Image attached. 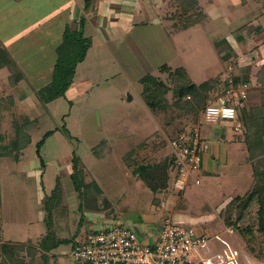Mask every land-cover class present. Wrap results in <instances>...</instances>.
<instances>
[{"label": "rangeland", "instance_id": "374dc122", "mask_svg": "<svg viewBox=\"0 0 264 264\" xmlns=\"http://www.w3.org/2000/svg\"><path fill=\"white\" fill-rule=\"evenodd\" d=\"M201 4L208 15L205 37L220 30L224 33L227 28L226 32L234 37L233 45L225 49L230 53L226 59L222 55L219 65L205 39L204 48L196 52L202 56L201 61H193L196 53L190 48L187 57L173 56L168 62L174 70L188 58L196 83L202 80L201 70L213 77L205 85L212 90L199 87L198 97L190 94L179 98L167 71L161 65L151 70L148 75L170 87L164 103L151 110L142 98V83L134 77L143 73L141 50L145 52L152 46L147 32L155 34L157 28L137 29L136 35L145 45L134 54L120 42L99 46L97 39L89 37L90 45L84 59L76 64L65 96L43 103L36 91L50 81L55 60L62 58V64L72 61L59 56L62 40L58 41L61 33L55 25L54 7L50 0H40L38 8H30L28 15H18L15 22L17 16L10 12L14 13L16 3L0 0V19L4 23L0 25L1 33L8 39L22 35L10 48L13 56L21 59L20 65L13 58L15 67L0 68V146L9 148L20 128L30 139L18 153L0 158V243L34 246L32 264L36 256H40V264H76L70 258L71 244L79 242L81 232L87 234L120 223L117 219L123 213L143 221L145 225L136 222L137 227L152 235L166 217L188 223L200 233L218 234L238 249L237 264H264L258 202L252 201L243 208L255 184V170L264 167L262 149L254 151L256 156L248 152L256 143L250 133L258 126V119L249 114L250 108L264 104V63L252 56L256 49L264 48V0H201ZM166 5L165 18L173 25L168 1ZM40 19L51 26L48 34L37 30ZM200 26L197 33L201 32ZM28 28L30 31L26 32L24 29ZM78 47L80 52L82 47ZM157 59L148 57V62L154 65ZM19 71L23 78L17 83ZM11 80L14 84H9ZM145 82L154 88L151 79L146 78ZM231 89L246 94L236 105L238 116L206 122L201 112L203 103L226 96L232 104L233 98L227 94ZM26 123L28 127H22ZM215 127L220 129V142L211 140L210 129ZM192 128L200 131L213 151L216 149L217 153L220 147V156L213 159L217 171L200 179V184L195 182L197 175L181 192L165 189L153 193L139 182L134 169L141 164L167 161L171 156L170 140ZM48 131L51 133L40 149L41 161L36 143ZM84 211L97 221L94 227L85 226ZM239 213L241 232L224 225L226 217L233 222ZM224 227L232 228L233 233H224ZM28 238L33 240L26 241ZM156 238L145 236L141 241L151 243ZM213 244L220 243L214 239ZM50 245L57 247L46 250Z\"/></svg>", "mask_w": 264, "mask_h": 264}, {"label": "crops", "instance_id": "0c3cea01", "mask_svg": "<svg viewBox=\"0 0 264 264\" xmlns=\"http://www.w3.org/2000/svg\"><path fill=\"white\" fill-rule=\"evenodd\" d=\"M8 2L9 0H4ZM13 1V3H16V9L13 12H10L11 15H16L17 18L15 22L19 19L20 15H28L30 14V8L39 7V1L40 0H10ZM168 0H91V3L87 9L83 8V0H50L51 5H53V14L55 15V25L57 26V30L59 33H61V38L58 40H62L63 34L66 29L70 30H76L78 26V19L81 15L85 17L86 23L84 26V35L88 37H93L95 40L97 39L99 42V46H105L106 43L111 41H117V43L120 42V44H124L128 47L132 53L139 49L141 50L142 47L145 45L144 41L138 37L139 32L137 31L138 28H148V29H154L157 28L155 34H151L153 32H147L150 33L148 40L151 39V42H148L152 44L151 49H147L144 52L141 50V57L140 60L142 62V74L136 75L134 78L137 82L140 83V79L143 77V75L150 74L151 70L158 68V65H166L170 66L168 62L173 58V56H181L185 55V57L189 54V49H193L196 52H199L198 48L203 49L204 48V41L205 39L210 42V47L212 49V53L215 55V59L217 63L220 65L222 64V55H229L228 49L229 46H232L233 43L231 40L234 41V37L230 35V33H227L228 30L225 28L224 33L221 32V30L217 33L211 34L207 38L205 37V28L204 24L208 20L207 15V21L205 20L203 23L196 24L194 26H191L185 30L178 31L173 33L172 30L174 29V26L172 25V22L165 18V14L167 12V3ZM161 2V5L159 3ZM42 3V2H40ZM25 6L27 9H23L22 7ZM48 10V9H46ZM46 11H42V14H44ZM19 15V16H18ZM11 20V19H10ZM2 22V19H0V23ZM45 20L40 19V25H39V31H46L47 34L50 30L49 25H46V22L44 24ZM4 23H1L0 25H3ZM47 26L45 28L44 26ZM201 25V26H200ZM25 26H29L26 24ZM201 27V32L197 33L196 29L197 27ZM31 27V26H30ZM236 26H234L232 29H235ZM26 32H29L28 29H24ZM33 30V29H31ZM136 30V31H135ZM43 34V33H42ZM46 34V33H45ZM137 34V35H136ZM204 34V35H203ZM28 34H23V36H27ZM22 37L21 33L16 34L11 39H8L1 33V27H0V45L5 47L7 51L10 53L11 57L16 60V62L20 65L19 59H16L13 54L11 53V47L13 46L15 41L18 40V38ZM149 44V45H150ZM148 45V46H149ZM148 47V48H150ZM226 49V50H225ZM138 50V51H139ZM169 51L168 54L164 53L165 51ZM143 51V52H142ZM164 51V52H163ZM223 51V52H222ZM202 53V50L200 51ZM143 53V54H142ZM164 53V54H162ZM134 54V53H133ZM139 56V55H138ZM137 56V57H138ZM154 56L158 57L157 61L154 62V65L150 64L148 62V57ZM253 59L255 60L258 58L261 60L262 63H264V48L256 49V51L252 54ZM227 56H225V59ZM193 61L199 62V60H202V56L196 53V57H192ZM143 60V61H142ZM192 61V62H193ZM189 60L186 58V61H182L180 67L184 68L188 77L191 79L193 83H195L197 86L201 87L204 90L211 91V89H208V86H205L207 82L213 77L206 76L204 71H200V77L202 78L199 83L194 82V79L192 78ZM169 67V68H170ZM178 68V67H176ZM53 69V68H52ZM171 69V68H170ZM202 69V68H201ZM223 69V67L221 68ZM76 72V69H75ZM199 78V77H198ZM131 79L129 78V82ZM72 85V84H71ZM70 85V87H71ZM69 87V88H70ZM214 89V88H213ZM75 89H73L74 91ZM78 93V92H77ZM121 94V93H120ZM140 95V93H139ZM127 99L130 98L129 94H126ZM224 97V96H219ZM226 97V96H225ZM229 101V99L227 98ZM216 128V127H215ZM211 133V140L214 142H220V129H210ZM203 138V137H202ZM207 141L206 138H203ZM107 140H110V138H107ZM120 141V140H119ZM220 144V143H219ZM208 150L205 151L202 155V161H201V170L198 174V181L197 184H200V179L204 180L206 177L213 172L217 171V164H215L214 160L215 156H220V147L219 151L216 153V149L213 151L210 144H208ZM217 148V146H216ZM139 180V179H138ZM140 183L142 181L139 180ZM89 211L83 212V217L85 226L88 227H94L95 222L91 217L89 216ZM81 217V216H80ZM119 217L121 219L120 223L130 226L133 228L142 238L146 237H157V232L155 235H152L149 231L137 227L136 222H139L140 225H145L144 222H140L139 218L130 217L129 215H124L123 213H119ZM142 217V216H141ZM143 218V217H142ZM183 218V216H181ZM80 219V218H79ZM78 221V218H77ZM40 222V221H38ZM40 225V224H39ZM160 226V225H159ZM197 233L198 231L195 230ZM81 232L80 240H82L86 233ZM33 238H28L26 241H31ZM79 240V241H80ZM17 241V240H14ZM154 241V240H153ZM78 242V241H77ZM77 242L71 244V248L73 245H75ZM57 246L50 245L49 248L46 250H49L50 248L55 249ZM33 248H35L33 246ZM40 250V247H39ZM41 251V250H40ZM39 251V253H40ZM48 251H46L47 253ZM71 252V251H70ZM29 262V259H27V262ZM29 264V263H28ZM32 264V263H31ZM34 264H40V256L39 259H37V256L35 257ZM42 264V263H41ZM43 264H46L43 263Z\"/></svg>", "mask_w": 264, "mask_h": 264}, {"label": "built area", "instance_id": "2783aa9c", "mask_svg": "<svg viewBox=\"0 0 264 264\" xmlns=\"http://www.w3.org/2000/svg\"><path fill=\"white\" fill-rule=\"evenodd\" d=\"M227 94L233 98L232 104L227 97L204 104L201 112L206 122L236 118V105L246 94H238L234 89ZM208 146L197 128L187 129L170 140L176 164L172 190L181 192L189 181L195 180ZM223 231L233 233L229 227ZM141 238L133 228L122 223L103 226L88 231L73 245L70 258L76 264H237L239 251L227 240L218 234L197 233L190 224L179 223L171 217L163 219L154 241L143 243ZM214 239L219 246H214ZM243 257L248 262L244 253Z\"/></svg>", "mask_w": 264, "mask_h": 264}, {"label": "trees", "instance_id": "16d2710c", "mask_svg": "<svg viewBox=\"0 0 264 264\" xmlns=\"http://www.w3.org/2000/svg\"><path fill=\"white\" fill-rule=\"evenodd\" d=\"M90 3L91 0H83V8L87 9ZM168 6L171 9V12L168 16L171 19H174L173 25L175 26L172 30L173 33L202 23L207 16L204 7L201 4V0H168ZM85 23V17L81 15L78 19V26L76 30H65L62 42L58 47L60 50L59 56L62 54L63 59L69 58L72 61L71 63L62 64L60 63L62 58L58 57L55 60L50 81L36 91V95L41 102L49 103L59 97L65 96L66 91L72 84L76 64L77 62L84 59L87 48L90 45L89 42H87L89 37L84 35ZM78 46L82 47L80 52L77 51L79 48ZM65 54H71L74 56L71 57ZM15 64L16 63L7 49L0 45V68H13L15 67ZM161 69H164L169 74V77L173 83V90L179 98L190 94H194L196 97H198L197 94H199V86L191 81L184 68L178 67L174 70H171L168 66L161 65ZM17 73L18 74L15 78V81L18 83L23 78V76L22 72L19 71ZM146 78L151 79L154 82V88L147 85L145 82ZM15 81L11 80L9 84H14ZM140 83L143 85L141 94L146 106L153 110L164 103L163 97L165 93L170 90L168 85L163 84L158 78L148 74L144 75L140 79ZM202 106H204V103ZM236 111L237 117L239 110L236 108ZM249 114L258 119V126L256 130L250 133V135H252V137H254L256 140L255 146H251V148L248 150V152L253 155L258 149H262L261 153L264 152V104L250 108ZM28 123H26L25 126L22 125V127H28ZM23 129H17L16 138L14 141L10 142L9 148L0 146V158L6 155H11L13 152L18 153L19 150L23 149L29 143V136ZM50 133V131L46 132L36 143V154L41 161L42 158L40 149L44 143V140L48 135H50ZM254 155L256 156L257 154ZM14 158H18L17 154H15ZM262 160L264 165V156ZM134 172L153 193L165 189L171 190L172 181L176 173L175 158L171 154L167 161L154 164H141L134 169ZM254 173L255 184L252 190L248 193L243 203V208L247 207L252 201L258 202V231L260 233H264V167L256 169ZM236 199L239 198L236 197ZM240 219V213L238 216H236L233 222L228 216L224 219V225L233 226L235 229L241 232V228H239L240 226L238 224ZM246 231L248 232V230ZM10 244L6 242L0 243V264H31L33 262V248H26L23 243H17L16 245ZM27 259H29L28 263H26Z\"/></svg>", "mask_w": 264, "mask_h": 264}]
</instances>
